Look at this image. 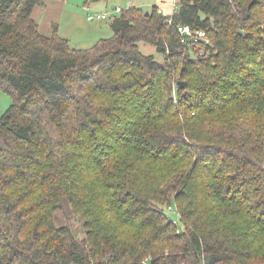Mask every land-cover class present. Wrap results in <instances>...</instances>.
Instances as JSON below:
<instances>
[{"label":"trees","instance_id":"1","mask_svg":"<svg viewBox=\"0 0 264 264\" xmlns=\"http://www.w3.org/2000/svg\"><path fill=\"white\" fill-rule=\"evenodd\" d=\"M49 1L0 0V264H264V0L132 6L88 49Z\"/></svg>","mask_w":264,"mask_h":264},{"label":"rangeland","instance_id":"2","mask_svg":"<svg viewBox=\"0 0 264 264\" xmlns=\"http://www.w3.org/2000/svg\"><path fill=\"white\" fill-rule=\"evenodd\" d=\"M180 0H50L49 14L54 16L55 23L52 25L51 35L57 28V33L67 38L71 47L78 49H88L95 45L100 39L113 36L114 32L111 24L116 16V8L120 7L123 11L129 7H140L144 12L151 11L154 6L162 7L166 13L174 11ZM59 6V7H58ZM39 8V7H37ZM42 8V7H40ZM46 10L47 7H44ZM108 14L106 19L88 20L89 15ZM49 16V15H48ZM140 50L147 55H154L156 59L162 61V53L158 48L147 42L139 43ZM12 103L11 95L0 88V117L7 111ZM169 209V215L178 220V215ZM59 223L73 224L80 236L83 232L81 223H77L69 218L66 213L60 214Z\"/></svg>","mask_w":264,"mask_h":264},{"label":"crops","instance_id":"3","mask_svg":"<svg viewBox=\"0 0 264 264\" xmlns=\"http://www.w3.org/2000/svg\"><path fill=\"white\" fill-rule=\"evenodd\" d=\"M50 5V3H49ZM49 5H47V9L45 10L44 8H36L34 10V18L36 19V21L38 22L39 24V27H40V31L43 33V34H48L50 33L51 29H52V25L55 23L54 21V16H50L49 14ZM59 7V6H58ZM160 7V6H159ZM161 10L166 13V11L160 7ZM173 12V11H172ZM171 12V13H172ZM166 14H169V13H166ZM49 15V16H48ZM109 17V15H108ZM62 36V35H61Z\"/></svg>","mask_w":264,"mask_h":264},{"label":"built area","instance_id":"4","mask_svg":"<svg viewBox=\"0 0 264 264\" xmlns=\"http://www.w3.org/2000/svg\"><path fill=\"white\" fill-rule=\"evenodd\" d=\"M177 8V7H176ZM176 10V9H175ZM174 10V11H175ZM122 11V9L120 8V7H118V8H116V12L117 13H119V12H121ZM160 11H162V10H160ZM95 17L97 18V19H106V18H108V14H97L96 16H94V15H89L88 16V20H94L95 19ZM179 31L181 32V33H186V34H192L193 32H192V30H191V28L190 27H188V26H180L179 27ZM197 35H198V37H201V38H203L204 36H205V33L204 32H197L196 33ZM171 208V207H170Z\"/></svg>","mask_w":264,"mask_h":264},{"label":"water","instance_id":"5","mask_svg":"<svg viewBox=\"0 0 264 264\" xmlns=\"http://www.w3.org/2000/svg\"><path fill=\"white\" fill-rule=\"evenodd\" d=\"M145 14H146V15H149L150 12L147 11ZM178 85H179V88H183V87L185 86V81L180 80V81L178 82Z\"/></svg>","mask_w":264,"mask_h":264}]
</instances>
